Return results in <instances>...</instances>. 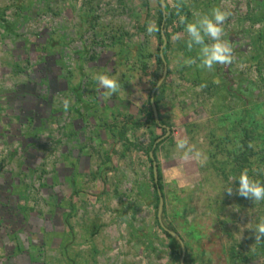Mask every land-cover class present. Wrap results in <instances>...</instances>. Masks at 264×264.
<instances>
[{
    "label": "rangeland",
    "instance_id": "1",
    "mask_svg": "<svg viewBox=\"0 0 264 264\" xmlns=\"http://www.w3.org/2000/svg\"><path fill=\"white\" fill-rule=\"evenodd\" d=\"M147 1L149 7L157 10L159 16L158 0ZM251 1L256 8V2ZM52 3H47L48 8L44 10V0H36L34 4H30L28 0L18 3L14 0H0V16L4 17V23L9 22L10 27L9 33L4 34L2 30H5L6 25L0 23V61L13 60L12 62L19 64L17 67L11 63L8 66L0 64V80L4 89L14 88L17 91L19 86H24L27 82H31L32 90L37 88V85L39 89L44 72L51 75L52 79L56 76L62 85L61 91H55L49 88L47 83L46 87H42L45 92L38 93L40 100L34 99L36 104L33 99L17 98L13 112L25 118L21 121L16 118L13 122L14 129L0 137V176L16 180L18 195L10 204L25 208L19 211V230L16 225H11L8 219L0 224V264H150L154 258L158 260L157 264H170L172 258L169 254L172 250L174 263L180 264L175 244L157 225L155 188L151 172H141L140 176L124 172L128 165L134 168L133 174L135 169L141 171L142 168L137 162L130 164L128 159L147 156V150L146 155L139 154L140 150L134 151L131 156L125 154L121 159V166L117 162V171L112 168V164L106 166L101 160V151L109 144L106 143V137L113 133L106 129V119H112L114 122L119 120L116 117L114 120L113 117L108 118L104 109L100 111V102L105 100L106 95H103L105 90L96 83L95 76L97 73L106 72L107 69L108 75L117 79L118 75H124V70L128 76L131 70L135 69L133 55L126 58L130 66L125 62L121 67L118 66L119 70L117 65L112 68L111 64L106 68L104 62L106 57H109L107 47L112 39L120 33L134 30L132 16L134 13H146L147 9L141 7L140 0H75L74 5L83 14L65 19L69 17L66 13L61 17L58 12L57 16L54 15L56 18L50 14L56 9V4ZM68 4L70 0H62V5ZM29 6L34 8V18L20 17L18 11L29 10ZM90 7L93 12L91 19L89 16L87 19L85 12H88ZM151 9L148 10L152 11ZM188 9L190 10V7ZM195 12L189 14L183 6L181 8V15L186 16L188 21L195 19ZM263 17L262 11L256 15L255 24L258 22L261 26L255 31H250L251 40L255 44L258 43L257 34L264 31ZM173 21L176 24L169 29L171 37L176 33H183V38L178 44L183 42L182 47L187 48V35L184 33V26L179 24L176 13ZM66 22L72 24L73 29L80 28V32L70 31L71 27L67 26L65 35L70 41L58 35ZM132 33L137 35L136 38H129L132 42H137V45L147 44L144 54H156L160 46L159 37L157 43L151 44L150 40L146 39V34H137L135 31ZM52 34L54 42H61L62 49L58 55H62L63 65L52 60L50 63L53 62V65L48 64L46 60L49 51L46 44L40 40L42 36ZM224 38H227L226 34ZM173 41L176 42L175 39ZM37 42L41 44V51L39 48H32L33 43ZM176 45L173 44L172 49L169 48L165 54L168 66L170 60L173 70L174 60L179 62L176 63L178 66L188 58L197 57L196 47L193 50H175L173 48ZM260 49L263 51L255 54L264 59V44ZM77 52L85 53V64L76 77ZM154 60L155 57L149 60V73H152ZM111 69H117V73H113ZM263 70V63L255 69L241 68V64L234 68L238 74H247L248 80L256 89L255 96L246 100L244 92L239 89L240 95L237 97L231 95L220 99L223 106L221 110L213 109L218 102L214 92V96H210L211 93H207L209 91H191L198 84L197 81H192L190 71L185 70L181 84L190 86V90L185 89L174 97L179 103L180 113L174 114L177 109L175 108L173 116H170L172 111L163 114L162 118L160 116L163 124L172 128V133L173 130L177 132L173 134L175 141L178 137L188 138L190 143L206 156L203 166L193 159H182L175 149L170 157L161 158L169 214L165 225H173L178 230V234L184 237L189 245L187 257L200 264H264V254L258 252L261 241H255L251 230L260 219H264V201L253 202L235 194L229 196L224 191L229 177L238 176L242 171L236 163L237 157L231 152L233 146L225 139V134L231 132L229 128L232 121L247 115L249 118L247 117L244 125L255 127L259 123V134L264 135V86L261 78ZM81 73L83 75L80 76ZM157 76L159 77L156 74ZM187 77L190 78L191 84L186 83ZM90 81H95L96 91L91 88L88 90ZM128 84L130 88L125 84L127 91L135 88L133 84ZM72 87L79 91L77 104L74 102V94L70 91ZM214 91L216 93V90ZM221 94H225V90ZM46 97L48 102H44ZM64 99L70 101L67 111L63 107ZM7 105L10 104L0 93V107L10 113V106L7 109ZM75 108L78 114L73 111ZM36 109L42 112L36 113ZM90 110L91 116L88 115ZM131 112L141 121L145 118L144 112L136 110L135 105L131 107ZM226 116L232 121L225 119ZM2 117L0 129L7 126L6 117ZM39 117L45 121L42 123L38 120ZM253 119L258 123L250 125ZM76 125L78 128L76 127V134L72 137ZM239 127L237 138L243 140L241 128L244 126ZM249 131L253 133L250 128ZM161 134L160 128L158 135ZM136 135L140 137L138 144L142 148H149L150 138L139 131ZM262 140L250 141L251 148L257 155H250V160L243 165L254 179L264 178V159L259 155L264 148ZM67 155L78 158L77 171L83 174L79 181V194L76 195L67 193L63 183V178L69 177L71 173ZM10 182H2L1 186L7 184L9 190H12ZM231 186L235 190L238 181ZM133 207L135 212L132 214ZM176 213L180 214V217L175 218ZM233 251L240 256H247V261L233 262Z\"/></svg>",
    "mask_w": 264,
    "mask_h": 264
},
{
    "label": "crops",
    "instance_id": "2",
    "mask_svg": "<svg viewBox=\"0 0 264 264\" xmlns=\"http://www.w3.org/2000/svg\"><path fill=\"white\" fill-rule=\"evenodd\" d=\"M14 1H16L18 3L21 0H14ZM44 1H45V4L42 6V8H44V10L48 8L47 3L51 4L52 2H54V4H56L55 5L56 9H55L54 13L53 14L50 13L53 17H55L54 15L57 16L58 12H60L59 14H61V17H62L63 13H66L69 16L65 19H68V18L71 19L72 17H75L78 14H80V15L83 14L80 12L79 8L74 5L73 2H75V0L73 2H72V0H70V4H68V6L62 5V0H44ZM217 1L219 2L220 7L225 8L226 10L231 12L230 17L228 18V20L224 24V35L226 34L227 38L225 39L223 36V39H225L229 43H231V45L233 46V49L238 48L241 44H243V42H241L239 40L242 36H246V37H249L251 39L252 34H250V31H253V30L255 31L256 28H260V26H261L258 22H257V24H255L257 11H256V8L253 6V3L251 0H228V1L227 0H183L182 6H183L184 10L189 14H190V12L196 11L195 15L196 14H205V12H208V14L210 15L211 12H209V11H211L214 7L218 6ZM28 2L30 4H34L36 2V0H28ZM122 3H124V2H122ZM140 4H141L142 8L146 7L145 9H147V12L141 13V14L140 13H134V15L132 16V19H134V21H133L134 30H131L130 32L120 33L117 37L112 39L113 41L107 47V51L110 53L109 57L107 56L106 60L104 62L106 64V68L110 64H111L112 68H114L115 65H117V67L118 66L121 67V65H124L125 62H126V65L130 66L129 61H127L126 58L129 56H132V55L135 58L134 59L135 60V63H134L135 69L131 70V74L127 76V74H125V70H124V75L122 77L120 75L117 76L118 83L120 86L119 90L115 94L110 95V96L106 95V90H105V93H103L104 96L106 95L104 97L105 100L103 99V101L100 102V108H101L100 111L102 109H104V111L106 112V115H108V118L113 117V120H114V117H116L119 120V121L114 122V121H112V119H110V120L106 119V129H109L108 131L109 132L111 131V133L113 131V133L111 134V136L107 135L108 139L106 137V143H109V144H106V149L101 151L102 163L106 164V166L112 164V168L115 169L116 171L118 170L117 162L119 163L118 165L121 166V162H122L121 159L125 156V154L128 153V155L131 156L134 151L140 150L139 154L146 155V150H148L147 149L148 147L142 148L141 145L138 144L139 143L138 141H140V139H139L140 137L136 135L138 133V131L141 132L142 135H147L151 141L154 137L159 136L158 130L160 128L158 126L150 125L148 123V118H147L148 117L147 111H148L149 97H150V94L152 93L153 83L157 78L156 74H157L158 67H157V64L155 66L156 59L154 60V66L152 65V73L151 72L149 73V70H147V73H143L140 67L142 66V63L144 61L143 55H144V52H146L147 44H141L140 43L139 45H137V42H135V41L132 42L131 39H129V38H131V36H135V38L137 37V35L132 33L133 31H135V33H137V34H143V33L146 34V39L150 40L151 44L157 43V37L159 36L158 32H156L152 35H149L147 33V26H148L149 22L155 21L156 25L159 28V16L157 14V10H152L149 7L147 0H140ZM185 5L187 7H185ZM63 6H66V7H63ZM189 7H190V10L188 9ZM31 9H32V7L29 6V10H26L24 12L18 11V14L20 15V17L22 16V18H25V19L34 18V8L32 10ZM91 9L92 8L90 7L88 12H85L87 19H88V16L91 19L92 12H93ZM148 9L149 10L151 9L152 11H149ZM169 10L171 11V13L173 15V20H174L175 13H176L175 9L169 7ZM153 16H154V18H153ZM61 17H59V18H61ZM2 19H4V17L0 16V23H2V22L4 23V20H2ZM263 19H264V17H263ZM4 24L6 25V28H5V30H2L3 31L2 33H4V34L9 33V31H10L9 22H6ZM175 24H176L175 21H172L171 25L168 27V32L170 34H171V31L169 29H171V27L174 26ZM67 26L71 27L70 31L77 30L80 32V28L73 29L72 24L66 22L64 24L63 29H60L61 34L59 33L58 35H60V37L64 38L65 40L70 41V38H67L65 35L66 31H68ZM262 32H263V37H264V31H262ZM53 36H54L53 34L48 35V36L47 35L42 36L41 40H40L41 42H44L46 44V49H48V51H49V56L46 58V60L48 61V64H52L53 62H56V64H57V62H59L60 65H63L62 64L63 63L62 62V55H60V54L58 55V52L62 49V47L60 46L61 42L60 41L54 42V40H52ZM172 37L170 36V49H172L173 44H177L173 48L175 50H186L187 49L186 47H182L183 42L180 45V44H178L179 40H176V42H174ZM49 41L52 43H49ZM206 42L210 43L211 41L206 40ZM0 45H1V43H0ZM32 46H33L32 48H35L36 50H38V48H39L41 51V44H39V42L33 43ZM195 49H197L199 51L198 47H196ZM197 50H195V51L197 52L196 54L198 55ZM84 55H85L84 52H77L75 55V60H76L75 66H76V72H77L76 77L79 76L80 69L85 64L84 57H83ZM235 55L236 56H234V57H236V60H238V63L234 67L230 66V65L226 66L224 71H223V65H216L214 67V71H208L206 69H201V68L197 67L196 65L188 66L185 63H183L181 65L178 64V66H176V63H179L176 60H174V62H173L174 68H175V70H173L172 64L169 60V66H168V71H169L168 74L169 75H168V78H166V81L164 83L163 88L160 90V92L158 94L160 97V103H159L158 111H159V115L161 116V118H162L163 114H168L170 111H172L170 116H173L172 114H173V110H175V108H177V109H176L174 114L180 113V110H179L180 107L178 106L179 103L175 100L174 97L177 93L179 95V92H182L185 89L190 90V86H188L186 84L185 85L181 84L182 83L181 80L184 79L185 70L190 71L189 73L192 74V77H191L192 81L193 82L197 81L196 83L198 84L197 87H195L194 89L191 90L192 92L199 93V92L209 91V92H207L208 95L211 93L210 96H212V95L214 96V94H215L218 102H217V106L213 107V109L219 108L221 110L222 109L221 107H223V106L220 102L221 101L220 99L222 97L224 99V97H226V96L230 97L231 95L234 97H237V95H240L239 89H240V91H242V93L244 92V98L246 100H249V98L254 97L252 89H251L253 83H251L248 80L249 77L247 76V74H245V73L236 74L235 73L236 75H234V74H232V69H233V72H235L234 68H236L240 64H241V68L242 67H252L253 69H255V67L257 68L261 63L264 62V59H263V57L262 58L259 57L258 60H256V58H255L256 54L251 53V51H246V52H242L240 54H235ZM59 57H60V60H59ZM51 60L53 61L52 63H50ZM12 61L11 60H1L0 64L8 66L9 63H11L15 67H17V65H19V64H17V62L15 63ZM151 62H152V60H151ZM258 63H260V64H258ZM182 67H183V69H182ZM105 70H106V72H103V73L108 74L109 73L108 70L107 69H105ZM111 70L113 73H117V69L116 70L111 69ZM118 70H119V67H118ZM10 71L12 72L13 70H10ZM73 73H75V72H73ZM81 75H83V73H81L80 76ZM41 76H42V79L40 80V82L42 84L41 88L38 89V85H37V88H33V90L31 89V86H30L31 82H27L24 86H19L17 91H15L16 89H14V88L12 90H7V88L4 89V86L1 84V80H0V93H1L2 97L5 98V101L7 100L8 104H10V105H7V109H9V106H10V113H7L6 110L1 109V107H0V120H1V116H3L2 118L6 117L5 123L7 124V126L1 127L0 137H3L4 135L8 134V132L11 129L12 130L14 129L13 128L14 120L18 119L19 121H21V119L23 120L25 118V116H21V114L18 115L15 112H13L15 101H17V98H18V100H22L23 98L25 100H26V98L33 99L34 104H36L34 99L40 100V98H39L40 94L38 95V93L45 92V90L42 87H46L47 83L49 85L48 87L53 88V90H55V91L56 90H58V91L62 90V85L59 83L60 80H58L56 78V76L52 79L51 75H49L47 72H44V74H42ZM233 76H234V78H233ZM237 76H241V78H239L240 81H238V82H237ZM242 77H244V78H242ZM185 79L188 81V82L186 81V83H188V84L192 83V82H189L190 78L188 79V77H187ZM127 82L133 84L135 88H132L130 91H127L126 86L128 87V85H129ZM241 82L244 83V89H242L243 84ZM94 83H95V81L94 82L90 81V85L87 87L88 90H89V88H91L92 91H96ZM96 83H97V81H96ZM135 83H136V85H135ZM125 84H126V86H125ZM202 84H206L207 86L200 89L199 86ZM249 84H250V86H249ZM192 85H195V84H192ZM240 85H241V87H240ZM90 86H92V87H90ZM128 88H130V87H128ZM234 88H236V90H233ZM70 89H71L70 90L71 94H74V102H75V104H77V98L79 97V91H78V89H73V87ZM237 89H238V92H237ZM66 90H68V89H66ZM214 90H216V93ZM223 90H225L226 95L221 94V92H223ZM125 91H127V92L124 93ZM31 92H34V93L32 94ZM213 92H214V94H213ZM132 93H133V95H132ZM95 95H96V93H95ZM188 95H191V94H188ZM46 99H47V97L44 98V102H46L45 101ZM41 103H43V101L40 102L39 108H41ZM133 105H135L136 110H142L144 112L143 114L145 115V118L142 119V121L140 118L136 117V115H134L131 112V107ZM247 106H248V103L246 104V107ZM263 106H264V103H263ZM15 107H17V106H15ZM3 108H5V107H3ZM93 110H97V109L93 108ZM73 111L76 112V114H78L77 108H75ZM40 112H42V111L36 109V113H40ZM228 113H229V111H228ZM10 114H12L13 116ZM88 115H90V116L92 115L91 110L89 111ZM27 118L29 119L30 117H27ZM7 119H8V121H7ZM38 120L39 121L41 120L42 123L45 121V119H41L40 117L38 118ZM217 120H215L216 123H217ZM181 122L184 123L183 121H181ZM76 127L78 128V125H76L75 128ZM77 128H76V130H73L72 137H73V135L76 134ZM122 129L125 130V133H126L125 139L126 140L125 139L123 140V139L119 138V136H118V132ZM138 129H140V130H138ZM109 138H111V139H109ZM127 140L130 142L129 143L130 149H126L124 147V144H126ZM151 141H150V143H151ZM175 142L176 141L174 140V135L172 133L171 138L164 141L158 147L157 159L161 164L162 173H163V166H162L161 158H162V156L170 157L171 153L175 149L174 148ZM76 143H78V142H76ZM121 148L123 149L122 151H121ZM74 155H76V157L78 156V158H79V155H77L76 153ZM67 156H69V155H67ZM76 157L73 156L71 158H76ZM78 158H76V159H78ZM115 159H117V160H115ZM128 161H130V164L133 163V161L137 162V164L142 169H141V171L135 169V172L133 174L132 171H134V168L132 169V166L128 165L127 168H125V167H124L125 169L123 168L124 172L127 171L126 173L132 174L133 176H135V174H138V176H140L141 172L143 174H146L145 172H147V171H148V173H149V171L151 172V162H150V156L148 153H147V156H137V157L134 156L133 158L128 159ZM142 170H144V171H142ZM163 178H164V173H163ZM134 212H135V208L133 207L132 214ZM173 252L174 251L172 250L169 254L170 257L172 258V261H171L172 263H170V264H176V263H174V259H173L174 253ZM192 261H194V260H192ZM166 262H168V260ZM157 263H158V260H156V258H154L153 262H152V260L150 262V264H157ZM140 264H141V262H140ZM142 264H146V263H142ZM195 264H200V263L195 261Z\"/></svg>",
    "mask_w": 264,
    "mask_h": 264
},
{
    "label": "clouds",
    "instance_id": "3",
    "mask_svg": "<svg viewBox=\"0 0 264 264\" xmlns=\"http://www.w3.org/2000/svg\"><path fill=\"white\" fill-rule=\"evenodd\" d=\"M183 0H160L162 8L169 7L176 9V14L179 17V24L184 26V33L187 35V48L192 50L198 47V55L195 58H188L184 63L188 66L196 65L201 69L214 71L216 65H230L234 57L233 46L227 40L223 39L224 24L231 15V12L220 6L214 7L211 14H196L195 19L188 21L187 17L181 15ZM159 31L155 21L149 22L147 33L152 35ZM183 38V33H176L173 39L180 40ZM207 41H211L206 42ZM199 61V62H198ZM100 88L106 90V95H113L119 90L118 80L108 74L97 73L95 76ZM206 87V84L199 86L200 89ZM64 109L70 106V101L64 99L62 101ZM249 147H252L249 144ZM175 151L180 153L184 160L193 159L198 164L203 166L206 162V156L196 146L190 143L188 138L178 137L175 142ZM238 181V187L233 189L231 186ZM227 195H238L245 199H250L253 202L264 201V182L254 179L248 173L247 169L240 172L238 176H230L229 183L224 188ZM255 241L264 240V219H260L255 227L251 229Z\"/></svg>",
    "mask_w": 264,
    "mask_h": 264
},
{
    "label": "trees",
    "instance_id": "4",
    "mask_svg": "<svg viewBox=\"0 0 264 264\" xmlns=\"http://www.w3.org/2000/svg\"><path fill=\"white\" fill-rule=\"evenodd\" d=\"M158 2H159V31H158L159 36L158 37H159L160 46L157 49L156 54L148 53V54H144L143 55L144 61H143L142 66H141L142 72L143 73H147L148 66H149V60L151 58L155 57L157 67L159 69L158 72H157V75H159V77L157 76L156 80L154 81L153 86H152V91L156 87L159 79L162 76L163 70H164V63H163V60H162V58L160 56V48H161V45L163 43V39H162V36H161V31L163 29L165 30V34H166V37H167V40H168V43H167V45H166V47L164 49V54H166V52L170 48V36H171V34L168 32V27L171 25V23L173 21V15H172L171 11L169 10V8L166 9L167 15L166 16L163 15V11H162V8H161V5H160V0H158ZM258 57H259V54L255 56V58H257V59H258ZM165 58H166V55H165ZM166 60H167V58H166ZM259 70H261V69H259ZM262 82H263V79H262ZM163 86H164V84H163ZM159 92H160V90L157 91V94L155 96V101H156V104H157L158 108H159V103H160V97L158 95ZM150 99H151V94H150V97H149V104H148V111H147L148 123L150 125H154V126L160 127L161 131H162V134L160 136L154 137L152 139V141H151V143L149 145V148L147 150V153L149 154L151 151H153L154 159L157 161V164H158L159 180H158V183H156L155 179H154V175H153V164H152V160L150 158V162H151V180H152L153 186L155 188L154 202H155V206H156L157 211H158V205H159L158 188H159L161 193H162V195H163V197H164V199H165V206H164V212H163V221H164V224H165L166 220H167V217L169 215L168 214V200H167V195L165 193V185H164V178H163V173H162V169H161V164H160V162L157 159V151H158V147L164 141H166L167 139L171 138V136H172V128L170 127L171 128L170 136L167 137L166 139H164L163 141H161L160 143H157L159 138H161V137L166 135L167 130L161 126V125H164L163 122L161 121V118H160V124L155 121ZM45 101L48 102V99H46ZM247 117L248 116L246 115L244 118H239V119H236L234 121H232L231 119H228L227 116L225 117V119H228V121H232L231 127L229 128V130H231V132H230V134L229 133L225 134L226 135L225 139H227V141L231 144V146H233V149L231 150V152H232V154H234L237 157V162L236 163H237V165H239V169L242 170V171L244 170V166H243L244 163L248 162L250 160L249 156L250 155L251 156L257 155L256 151L253 148L249 147L250 141L252 140L253 142H255L258 139L262 140V138L264 137V135L259 134V131H258V127L261 126V125L257 121H255L254 119L251 121L250 125H254V124L258 123V125H255V127L247 126V124L244 125L246 120H247ZM240 125L244 126L243 128H241V133L243 135L242 136L243 140H239V138H237L238 137V133L237 132H239L237 130V128H240L239 127ZM249 128L251 130H253V133L251 131H249ZM125 134L126 133H125L124 129H122V130H120L118 132L119 138H121L123 140L125 139ZM231 134H232V136H231ZM256 136H258V139H256ZM262 141H264V139ZM262 141H261V143H262ZM129 143L130 142L127 140L126 144H124V147L126 149H130V144ZM239 143H241L242 145H239ZM263 152H264V148H262L261 153H259V155H262V157H261L262 159H264V153ZM66 159H67V161L69 163V166H70V169H71V173L69 174V177L66 176V177L63 178V183L66 186L65 187V191L67 193H70V194L72 193V194L76 195V194H79V189H80L79 188L80 187L79 186V184H80L79 181H80V178L83 176V174L77 171L78 162H79L78 159L71 158L69 156H66ZM0 177H2V176H0ZM10 180H12V179L9 178V177H6V176H3L2 179L0 180V187L2 188V189H0V224H2V222L4 223L5 219H8L9 223L11 225H16V229L19 230L20 229L19 228L20 225L18 223L19 211H23V210H25V208L23 206H20V205L18 206L17 204H15L14 206H12L10 204L13 200H15L16 196L18 195L17 188H16L17 187L16 186L17 185L16 184V180H12V183L10 182ZM258 180H260L261 182H264V178H260ZM2 182H10L11 183L10 187L12 188V190H9V186H7V184L3 185V187H2L1 186ZM3 189L5 191H2ZM6 190H8V191H6ZM156 217H157V213H156ZM178 217H180V214L176 213L175 218H178ZM156 219H157V225L159 226V228L168 237V239L175 244V247H176L175 251L177 252V255L179 256V258H181L182 252H181L180 243L175 238H173L167 231L163 230L160 227V225H159L158 218H156ZM165 226L169 230L178 233V230L173 225H165ZM182 239H183V241L185 243L186 251H187L186 254H187L188 253V249L187 248H188L189 245H188V243H187V241L185 240L184 237H182ZM258 252H261V253L264 254V240H262L260 242V247L258 249ZM232 260H233V262H237L238 260H240L241 262H244V261H247V256H240L239 254H237L236 252L233 251ZM185 264H195V261L190 260L187 257V255H186Z\"/></svg>",
    "mask_w": 264,
    "mask_h": 264
},
{
    "label": "water",
    "instance_id": "5",
    "mask_svg": "<svg viewBox=\"0 0 264 264\" xmlns=\"http://www.w3.org/2000/svg\"><path fill=\"white\" fill-rule=\"evenodd\" d=\"M162 8V7H161ZM162 11H163V15H167V11L166 9L162 8ZM161 36H162V39H163V43L161 45V48H160V56L163 60V63H164V70H163V73H162V76L161 78L159 79L156 87L154 88V90L152 91L151 93V99H150V102H151V106H152V109H153V115H154V118H155V121L157 123L160 124V115H159V111H158V107H157V104H156V101H155V96H156V93L157 91L163 86V84L165 83L166 81V78H167V75H168V63H167V60L165 58V54H164V49L168 43V40H167V37H166V34H165V30L163 29L161 31ZM163 128H165L167 130V133L165 136L161 137L158 139L157 143H160L161 141H163L164 139H166L167 137L170 136L171 134V128L167 125H161ZM149 156L152 160V164H153V175H154V179H155V182L158 183V180H159V175H158V164H157V161L154 159V153L153 151H151L149 153ZM158 196H159V205H158V211H157V218H158V221H159V225L160 227L167 231L173 238H175L179 243H180V246H181V258H180V264H185V259H186V246H185V243L182 239V237L180 236V234L174 232V231H171L169 230L165 224H164V221H163V212H164V206H165V199L160 191V189L158 188Z\"/></svg>",
    "mask_w": 264,
    "mask_h": 264
},
{
    "label": "flooded vegetation",
    "instance_id": "6",
    "mask_svg": "<svg viewBox=\"0 0 264 264\" xmlns=\"http://www.w3.org/2000/svg\"><path fill=\"white\" fill-rule=\"evenodd\" d=\"M254 2H256L257 4V7H256V11L258 12L257 14H261L260 12H264V0H253ZM257 29V28H256ZM230 33V32H229ZM258 37V43L255 44L249 37H246V36H242L239 40L241 42H243V44H241L238 48H234L233 51L235 52L234 53V56H236L235 54H240L242 52H246V51H251V53H256V52H259L260 50L263 51L262 48L263 47V42H264V37H263V32H261L260 34H257ZM250 47V48H249ZM238 63V60H236V57L235 59L233 60L232 64H230V66H235L236 64ZM228 66V65H224V68ZM238 74V71L236 72H233V69H232V74L236 75ZM261 75H262V79H263V85H264V70L261 72ZM236 77V76H235ZM239 76H237V82L240 81ZM241 77V76H240ZM234 78V76H233ZM242 89H244V83H242ZM252 89V92H253V95L255 96V88H254V85H252L251 87Z\"/></svg>",
    "mask_w": 264,
    "mask_h": 264
},
{
    "label": "built area",
    "instance_id": "7",
    "mask_svg": "<svg viewBox=\"0 0 264 264\" xmlns=\"http://www.w3.org/2000/svg\"><path fill=\"white\" fill-rule=\"evenodd\" d=\"M173 134H177V132H175V130L173 131Z\"/></svg>",
    "mask_w": 264,
    "mask_h": 264
}]
</instances>
